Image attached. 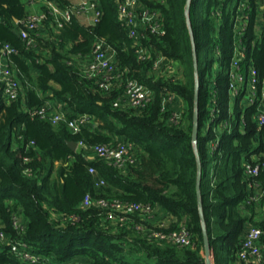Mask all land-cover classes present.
<instances>
[{"label":"trees","instance_id":"16d2710c","mask_svg":"<svg viewBox=\"0 0 264 264\" xmlns=\"http://www.w3.org/2000/svg\"><path fill=\"white\" fill-rule=\"evenodd\" d=\"M49 1L62 8L74 5L70 0ZM96 1L102 16L95 25L83 24L81 17L74 16L58 27L43 5L47 17L29 31L28 44L21 37V30H27L22 24L29 14L27 4L0 0V58L6 45L16 50L6 56V63L20 83L18 99L8 101L0 81V229L9 243L25 242L27 252L39 258L38 263L22 261L6 242L0 243V264H206L200 201L213 264H253L241 261L238 252L249 228L264 232V170L248 177L245 164L264 161V128L258 125L254 107L243 98L233 101L229 69L236 17L247 15V29L237 39L247 55L240 62L241 70L247 73L253 66L264 78V32L259 37L255 28L258 1L192 0L191 33L188 0H140L160 15L161 32H152L145 24L138 40L148 51L145 61L139 59L137 41L119 21V1ZM97 39L115 53L116 66L123 73L119 86L102 87L83 71L82 61L90 59ZM194 47L199 65L202 54L206 55V67L198 74ZM160 57L177 63L180 74L157 73L154 63ZM223 68L225 72L220 71ZM128 80L151 91L152 100L144 109L114 107ZM169 92L183 105L165 103ZM51 101L64 106L67 119L90 115L93 123L73 133L65 121L53 124L49 115H33ZM178 108L182 117L173 123ZM127 141L135 147L136 165L119 169L95 155L90 158L93 146ZM69 142L87 148L73 151ZM89 167L97 174H90ZM100 179L105 185L97 187ZM87 195L162 209L172 217L165 233L186 225L194 247L150 238L149 230L156 226L138 213L129 215L124 224L108 220L106 211L82 206ZM20 215L27 221L23 229L14 225ZM72 216L78 221L73 223Z\"/></svg>","mask_w":264,"mask_h":264},{"label":"built area","instance_id":"2783aa9c","mask_svg":"<svg viewBox=\"0 0 264 264\" xmlns=\"http://www.w3.org/2000/svg\"><path fill=\"white\" fill-rule=\"evenodd\" d=\"M118 16L121 25L126 28L129 37L137 41L136 47H139L137 52L139 53L140 60H147L149 57L148 51L139 46L138 40L141 37V31L145 24L148 28L152 29V32H161L158 23L159 13L146 9L140 0H118ZM259 11L256 15V31L259 37L264 32V0H257ZM28 4L44 5L48 13L52 15L56 21L58 27H62L64 23L70 22L74 16L77 17H91L89 25H95L99 22L102 11L96 0H85L80 3L62 8L58 4L49 0H26ZM244 9V7H242ZM45 12L34 13L27 16L22 20V24L25 25L27 30H21V37L29 42V31H35L41 22L46 18ZM244 17V19H242ZM1 20V17H0ZM248 17L247 15H238L236 17L235 26V49L232 62L230 64L229 78H230V93L233 97V101L243 98L242 102H245L248 107H254L256 109V119L260 128H264V78L259 75L258 70L251 66L247 73H243L241 70L240 62L247 58L245 50L239 45V37L247 29ZM238 29L240 31H238ZM16 53V50L6 45L3 51V55L0 58V81L4 83L3 97L8 101H15L20 94V83L16 77V71L11 70L7 65L6 56ZM114 51L101 39H97L94 43L90 61L84 66V73L89 78H95L101 82V86H106L107 89L112 86H119L123 79V73L118 71L114 60ZM154 69L159 74H167L168 76L180 74L179 65L172 62L165 57H160L155 61ZM168 98L165 103L168 102L171 105H183V101L179 99L176 94L167 93ZM152 100L151 91L144 85L138 83L135 80H128L125 84L124 95L118 98L114 102L115 108H141L144 109ZM40 111H35L33 115L38 114L43 118L49 115L53 124H58L61 121H65L68 124L69 129L73 133H79L83 128L88 127L93 123V118L90 115H80L74 119H67V112L60 105H52L46 103ZM180 109V108H178ZM50 112H47V111ZM179 112L174 113L171 117L173 123H178L181 119ZM48 113V114H47ZM79 147H85L83 143L78 144ZM97 158L110 161L115 167L119 169H125L128 165H136L135 147L130 142L120 143L117 146L101 144L90 148ZM89 173L96 175L97 172L94 167H89ZM264 170V161L256 162L255 164L246 163L245 171L248 177L255 178L261 171ZM105 185V181L100 179L96 182V186ZM257 187L255 184H253ZM251 184V188H253ZM82 206L89 208L96 206L107 213V219L113 220L117 223L119 220L122 224L126 223L129 215L138 213L140 216L150 218L153 216L155 209L151 204L123 202L119 199L109 201L104 198L93 199L91 195H87ZM71 220L78 221V217L72 216ZM14 225L20 228L17 219L14 220ZM137 230L144 231V227L141 225L136 226ZM166 225L158 224L156 227L149 230V237L163 242L165 244L176 245L180 247H194V241L190 231L186 225L180 226L176 231L165 233ZM264 232L261 228L251 227L248 229L241 244V248L238 252V258L241 261H245L253 264H264V243L262 238ZM6 241V234L0 229V242ZM11 251L15 253L22 261H31V263H38L39 258L30 255L27 252L28 245L25 242H13L10 243ZM79 264V263H78Z\"/></svg>","mask_w":264,"mask_h":264},{"label":"water","instance_id":"95a60500","mask_svg":"<svg viewBox=\"0 0 264 264\" xmlns=\"http://www.w3.org/2000/svg\"><path fill=\"white\" fill-rule=\"evenodd\" d=\"M191 6H192V0H188L187 7H186V15H187L189 29H190V31L192 33L193 32V27H192V23L190 21ZM194 62H195V71L198 74L199 63H198L195 47H194ZM199 88H200V81H199V78L197 77V79H196L194 127H193V142L195 144L196 152H197V140H198L199 129H200V126H199ZM68 145H69L71 150H73V151L77 150V147H78L77 143L69 142ZM198 165H199V174H198L197 189H198V195L200 197L201 196L200 188H201V182H202V167H201V161H200L199 156H198ZM259 192L262 193V190H260ZM200 216H201V220H202L206 264H213L212 250H211L208 230H207V226H206V223H205V215H204V212H203V209H202L201 201H200Z\"/></svg>","mask_w":264,"mask_h":264},{"label":"crops","instance_id":"0c3cea01","mask_svg":"<svg viewBox=\"0 0 264 264\" xmlns=\"http://www.w3.org/2000/svg\"><path fill=\"white\" fill-rule=\"evenodd\" d=\"M26 4H27V10H28V15H30V14H34V13H42V5L41 4H37V5H31V4H28L27 2H26V0H23ZM73 4H77V3H79L80 2V0H70ZM80 21H81V23H83V24H88V22H90L91 21V17L90 16H87V17H81L80 19H79ZM114 60H115V56H114ZM89 61H90V59H86V61H82V64L85 66L86 64H88L89 63ZM22 91H23V89H22ZM50 95V94H49ZM51 96H52V94H51ZM55 102V101H54ZM54 102H50V104H54ZM49 103V102H48ZM57 105H60V106H62V108L64 107L62 104H57ZM56 106V105H55ZM80 147L78 146L77 147V149H79ZM85 148V147H84ZM90 151V158L92 159L93 157H94V153H93V151L90 149L89 150ZM257 158L258 157H254L253 159L255 160V161H257ZM22 215H20L18 218H16L17 220H18V222H19V226L23 229V227L24 226H26V223H27V221H26V219L23 217ZM170 220H172V217H170L164 210H162V209H159V208H157L156 210H155V212H154V214H153V216L150 218V224L151 225H153V226H157L158 224H165L166 226H168V223H170ZM3 227V225L1 224V222H0V228H2ZM8 243V244H10L9 242H8V238H7V236H6V241H5V243ZM0 243H4V242H0ZM78 264V263H77Z\"/></svg>","mask_w":264,"mask_h":264},{"label":"rangeland","instance_id":"374dc122","mask_svg":"<svg viewBox=\"0 0 264 264\" xmlns=\"http://www.w3.org/2000/svg\"><path fill=\"white\" fill-rule=\"evenodd\" d=\"M81 1H85V0H80V2ZM79 2V3H80ZM78 4V3H77ZM74 5H76V4H74ZM206 67V55L203 53L202 54V57H201V60H200V65H199V69L200 70H203L204 68ZM220 69H218L217 70V72L219 71ZM221 72H225V69L223 68V69H221L220 70ZM218 74V73H217ZM23 218V217H22Z\"/></svg>","mask_w":264,"mask_h":264}]
</instances>
